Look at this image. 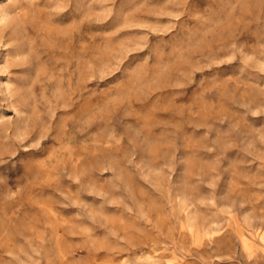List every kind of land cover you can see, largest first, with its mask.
Returning <instances> with one entry per match:
<instances>
[{"label": "rangeland", "instance_id": "rangeland-1", "mask_svg": "<svg viewBox=\"0 0 264 264\" xmlns=\"http://www.w3.org/2000/svg\"><path fill=\"white\" fill-rule=\"evenodd\" d=\"M0 264H264V0H0Z\"/></svg>", "mask_w": 264, "mask_h": 264}, {"label": "bare ground", "instance_id": "bare-ground-1", "mask_svg": "<svg viewBox=\"0 0 264 264\" xmlns=\"http://www.w3.org/2000/svg\"><path fill=\"white\" fill-rule=\"evenodd\" d=\"M14 28V27H13ZM44 33V32H43ZM15 54V53H14ZM32 85V84H31Z\"/></svg>", "mask_w": 264, "mask_h": 264}]
</instances>
